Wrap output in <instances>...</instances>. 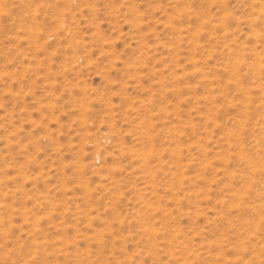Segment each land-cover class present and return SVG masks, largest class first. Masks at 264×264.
I'll use <instances>...</instances> for the list:
<instances>
[{"label":"rangeland","instance_id":"374dc122","mask_svg":"<svg viewBox=\"0 0 264 264\" xmlns=\"http://www.w3.org/2000/svg\"><path fill=\"white\" fill-rule=\"evenodd\" d=\"M0 264H264V0H0Z\"/></svg>","mask_w":264,"mask_h":264}]
</instances>
